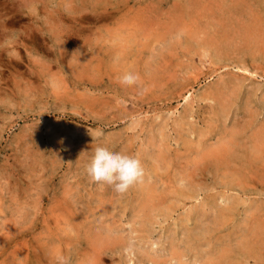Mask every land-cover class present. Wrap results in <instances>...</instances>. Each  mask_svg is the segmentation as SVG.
<instances>
[{
  "label": "rangeland",
  "instance_id": "1",
  "mask_svg": "<svg viewBox=\"0 0 264 264\" xmlns=\"http://www.w3.org/2000/svg\"><path fill=\"white\" fill-rule=\"evenodd\" d=\"M62 258L264 264V0H0V264Z\"/></svg>",
  "mask_w": 264,
  "mask_h": 264
},
{
  "label": "clouds",
  "instance_id": "2",
  "mask_svg": "<svg viewBox=\"0 0 264 264\" xmlns=\"http://www.w3.org/2000/svg\"><path fill=\"white\" fill-rule=\"evenodd\" d=\"M139 77L128 72L120 77L125 86H138ZM88 178L98 184L107 185L116 193H124L131 186L141 182L144 168L139 158L119 151H112L104 146H96L94 154L85 166ZM61 264H66L62 258Z\"/></svg>",
  "mask_w": 264,
  "mask_h": 264
}]
</instances>
